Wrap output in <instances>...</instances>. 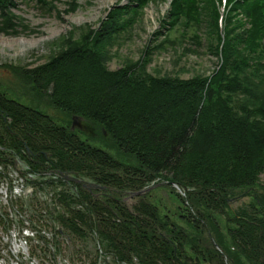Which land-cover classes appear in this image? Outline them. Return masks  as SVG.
<instances>
[{
    "label": "rangeland",
    "instance_id": "1",
    "mask_svg": "<svg viewBox=\"0 0 264 264\" xmlns=\"http://www.w3.org/2000/svg\"><path fill=\"white\" fill-rule=\"evenodd\" d=\"M172 1L148 0L140 8L132 0L0 2V264H151L136 254L129 259L121 258L97 228L90 227L92 220L97 221L106 212H90L81 190L105 186L88 175L56 168L54 161L59 158L51 151L52 146L47 149L45 145L58 136L66 147L80 154L83 144L79 140L103 149L121 162L142 161L138 154L114 146L111 135L102 128L101 119L72 114L57 100L64 102L90 87L101 91L108 84L100 81L110 79L104 71L117 73L126 68L128 74L115 85L118 92H124L121 97L112 93L109 99L107 91L95 107L110 112L122 103L134 104L151 91L152 84L147 83L152 82L151 77L213 79L220 62L216 54L213 5L200 0L194 19L183 16L170 26ZM130 3L133 9L124 11L122 7ZM220 20L221 11L219 24ZM20 38L28 42L15 41ZM65 67L71 76L65 85H60L57 74ZM260 73L258 77L262 78ZM139 79L146 89L135 83ZM170 92L158 94L160 103L167 100L163 96ZM95 107L93 110H98ZM21 112L42 122L68 127L73 137L78 138L71 143L63 135L54 131L53 136V132L44 129L32 135ZM75 115L82 125L73 126ZM31 138L37 144L36 154L24 143ZM123 171L120 168L118 172ZM174 174L180 176L175 169L164 171V178H155L140 190L128 191L122 194V199L132 208L144 195L159 208L161 216H168L194 233L189 223L191 210L184 200L186 192L165 178H173ZM116 186L112 183L111 187ZM228 194L227 209L231 214L253 204L264 214V174L254 185L230 189ZM76 211L86 213L87 223L75 217ZM212 212L227 234L226 216L220 211ZM67 219H74L82 232L69 226ZM185 250L193 258L196 256L189 243H185Z\"/></svg>",
    "mask_w": 264,
    "mask_h": 264
},
{
    "label": "trees",
    "instance_id": "2",
    "mask_svg": "<svg viewBox=\"0 0 264 264\" xmlns=\"http://www.w3.org/2000/svg\"><path fill=\"white\" fill-rule=\"evenodd\" d=\"M132 1L140 8L148 0ZM199 1L173 0L169 25H176L183 16L194 19ZM228 1L222 27L219 24L221 0H206L213 5L216 54L220 57L213 79L151 77L152 82L147 81L152 84L151 91L143 98L138 93L141 98L134 104L122 103L110 112L95 107L107 91V98L112 93L121 97L122 90L118 92L115 85L128 74L126 68L117 73L104 71L110 79L105 77V81H100L108 84L101 91L90 87L64 102L57 100L72 114L101 119L102 128L111 135L114 146L141 157L139 164H127L79 140L83 144L80 154L66 147L58 136L45 145L47 149L52 146L51 151L59 158L54 161L56 168L88 175L95 183L105 186L91 191L82 187L81 194L89 202L90 212H106L97 221L92 220L90 227H96L121 258L129 259L136 254L151 264H202V261L264 264V214L256 204L233 214L227 209L230 189L252 186L264 174V0ZM131 6L130 3L122 8L125 11ZM63 69L57 74L60 85H65L71 76L69 68ZM136 81L146 89L143 80ZM160 85L172 91L169 95L165 93L163 97L167 100L162 103L158 94L166 90ZM94 107L98 115L92 113ZM21 114L32 135L44 129L53 132V136L63 135L71 143L78 138L73 137L68 127ZM29 141H24L25 145L36 154V142L32 138ZM120 168L124 171L118 172ZM171 169L178 170L180 176L165 178L186 192L184 200L191 210L189 223L194 233L168 216H161L159 208L144 195L132 208L122 199V194L140 190L155 178H164L163 172ZM112 183L118 186L112 188ZM212 211L226 216L229 238ZM75 217L87 223L86 213L76 211ZM233 221L236 226H231ZM66 222L82 232L74 219ZM185 243L196 253L194 258L185 250Z\"/></svg>",
    "mask_w": 264,
    "mask_h": 264
},
{
    "label": "water",
    "instance_id": "3",
    "mask_svg": "<svg viewBox=\"0 0 264 264\" xmlns=\"http://www.w3.org/2000/svg\"><path fill=\"white\" fill-rule=\"evenodd\" d=\"M79 121H80L79 116H77V115L73 116V126L76 125V124H78ZM137 193H141V191H139ZM133 194H135V192H133Z\"/></svg>",
    "mask_w": 264,
    "mask_h": 264
},
{
    "label": "bare ground",
    "instance_id": "4",
    "mask_svg": "<svg viewBox=\"0 0 264 264\" xmlns=\"http://www.w3.org/2000/svg\"><path fill=\"white\" fill-rule=\"evenodd\" d=\"M15 41H21V42H23V43H27V42H28L27 39H22V38H20V39H16Z\"/></svg>",
    "mask_w": 264,
    "mask_h": 264
},
{
    "label": "flooded vegetation",
    "instance_id": "5",
    "mask_svg": "<svg viewBox=\"0 0 264 264\" xmlns=\"http://www.w3.org/2000/svg\"><path fill=\"white\" fill-rule=\"evenodd\" d=\"M77 125H82V123L79 121V123Z\"/></svg>",
    "mask_w": 264,
    "mask_h": 264
}]
</instances>
